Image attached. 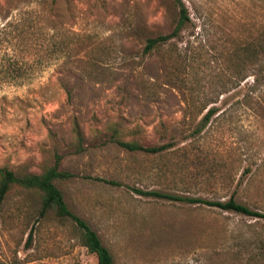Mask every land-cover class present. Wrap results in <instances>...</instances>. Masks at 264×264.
Here are the masks:
<instances>
[{"label":"rangeland","instance_id":"obj_1","mask_svg":"<svg viewBox=\"0 0 264 264\" xmlns=\"http://www.w3.org/2000/svg\"><path fill=\"white\" fill-rule=\"evenodd\" d=\"M183 2L181 35L143 57L147 38L172 30V0H0V168L39 174L62 156L74 174L65 201L115 264H254L249 243L264 240V220L137 192L234 196L264 211V99L244 103L247 83L236 88L227 69L235 44L262 33L264 0ZM187 104L219 113L193 134L203 114L187 117ZM114 129L175 146L128 152L104 143ZM39 207L37 193L9 192L0 264H97L70 221L38 219Z\"/></svg>","mask_w":264,"mask_h":264},{"label":"trees","instance_id":"obj_2","mask_svg":"<svg viewBox=\"0 0 264 264\" xmlns=\"http://www.w3.org/2000/svg\"><path fill=\"white\" fill-rule=\"evenodd\" d=\"M177 11L176 21L172 30L165 35H159L153 38H147L142 50V56H149L154 52L162 50L163 46L171 40L177 39L186 24L190 22V16L183 0H172ZM227 69L231 72V80L235 87H239L243 81H246L248 92L243 98L244 103H251L264 99V28L262 33L250 41L238 42L235 44L233 53L227 57ZM234 87V88H235ZM205 113H203V111ZM219 113L216 106L208 107V104L195 105L187 104L186 116L192 119L201 116L197 123L193 134L202 132L209 124L212 117ZM139 127L132 130V134H137ZM76 143L75 154H80L83 150V138L81 132L76 127ZM118 130L108 135L104 141L107 143H116L120 148L128 152H141L144 154L156 155L164 151H168L175 146V142L169 141L160 145L144 146L135 138L125 141L117 136ZM62 156L55 155L53 165L46 167L41 173L16 174L8 168H0V212L9 192L17 187L26 191H32L38 194L40 199V207L38 211V219H42L48 215H53L57 219L70 221L78 231V238L83 247L88 252L94 254L97 264H115L114 257L107 247H105L98 234L85 222L77 216L65 201L64 193L61 185L74 178V174L68 170L60 168ZM247 172H251L248 169ZM139 194H147L158 197L171 198L178 201L189 203H203L207 206L214 207L226 212H233L244 215L255 220H264V211L252 209L235 200L231 196L226 201H204L202 199H190L183 197H170L156 192L144 193L140 190ZM33 233L28 236V244L32 241ZM249 246L257 253H253L251 261L254 264L264 262V240L258 238V242L251 240Z\"/></svg>","mask_w":264,"mask_h":264}]
</instances>
